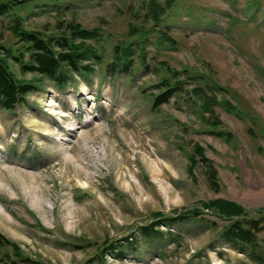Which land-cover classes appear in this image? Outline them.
Segmentation results:
<instances>
[{
	"label": "rangeland",
	"instance_id": "rangeland-1",
	"mask_svg": "<svg viewBox=\"0 0 264 264\" xmlns=\"http://www.w3.org/2000/svg\"><path fill=\"white\" fill-rule=\"evenodd\" d=\"M17 1L28 30L55 33L65 21L97 29L100 39L90 42L103 61L62 92L44 80L24 106L0 110V234L8 241L0 257L17 259L13 244L40 264H264L261 234L257 262L250 248L222 240L212 223L223 221L200 209L218 198L251 216L264 208V0H155L170 5L157 25L149 0ZM14 17L0 15L4 44L14 43ZM129 43L131 66L112 73L114 46ZM172 70L182 83L156 107V85ZM203 85L222 88L213 90L217 99L240 115L217 104L204 122L191 92ZM194 144L217 171L216 188L200 156L191 164ZM193 209L196 220L140 235L155 213L160 221ZM108 244L114 252L101 259Z\"/></svg>",
	"mask_w": 264,
	"mask_h": 264
},
{
	"label": "trees",
	"instance_id": "trees-1",
	"mask_svg": "<svg viewBox=\"0 0 264 264\" xmlns=\"http://www.w3.org/2000/svg\"><path fill=\"white\" fill-rule=\"evenodd\" d=\"M24 5L25 2L17 0H0V15L15 16L9 28L10 37L14 39V43L9 41L4 44L0 41V110L7 113L13 112L17 107L24 106L29 95L40 91L44 80L49 81L56 91L62 92L68 86L74 85L77 79H85L93 74L95 66H100L103 61L100 52L90 42L100 39V33L97 29H85L76 22L65 21L63 23L58 22L55 33L44 34L39 31L28 30L23 26L22 18L16 14ZM169 7L168 4L164 6L155 0H149L147 14L153 25L161 22L162 15ZM129 28L132 29L131 26ZM140 37L142 38L140 48L142 52L143 46L147 44L148 40L144 36ZM161 41L160 39L157 40L156 44L159 46ZM166 41L172 42V39L166 37ZM136 53L137 51L132 48L131 43L129 45H115L112 51L113 61L108 66L110 71L115 73L129 69L132 64V56ZM142 57L144 58L143 55ZM12 65L18 67L20 74L30 73L33 78L29 80L22 77L17 78L12 71ZM178 74V71L172 70L171 75L158 82L156 88H159L160 91L154 95V106L167 103L169 98L173 96L176 88L182 83L177 78ZM214 88L218 92L223 90L212 85H203L191 89L192 94L201 101L198 112L204 122L208 123L209 118H206L204 114L208 112L211 115L213 107L217 104L224 107L227 113H236V107L226 97L217 99L215 92H213ZM236 114L240 115V113ZM214 134L222 136L223 131L214 132ZM226 135L229 136L227 133ZM192 151L193 154L189 158L191 164L195 163L196 156H200L202 161L207 164L204 158V149L199 144H194ZM208 168L211 187L216 188L217 171L213 167L209 166ZM200 205L201 210H207L223 221V226L219 228L217 224L212 223L217 229L216 234L222 240L229 242V244L250 248L252 250L250 257L257 262H262L260 251H255V249L258 248L259 234L262 236L260 242L264 247V208L257 209L255 215L251 216L250 212L242 205L226 199H210L200 202ZM198 214L200 213L197 209H193L170 217H163L162 220L158 221L162 215L155 213L153 216L158 220L154 223L149 222L142 227L140 235L144 239L158 237L157 224L169 225L174 220L181 222L196 220ZM198 220L200 219L198 218ZM122 242L127 245L131 244L128 237L124 238ZM4 243H8V241L0 234V247ZM11 246L17 259L9 258L8 254H5L0 257V263L9 264L23 261L24 264H40L38 261L24 257L15 245L11 244ZM114 246L108 244L106 248H102L99 252L101 259L105 253L112 254ZM117 248H120V245H117ZM120 251L118 250L114 256H120Z\"/></svg>",
	"mask_w": 264,
	"mask_h": 264
},
{
	"label": "bare ground",
	"instance_id": "bare-ground-1",
	"mask_svg": "<svg viewBox=\"0 0 264 264\" xmlns=\"http://www.w3.org/2000/svg\"><path fill=\"white\" fill-rule=\"evenodd\" d=\"M153 172H154V173H153V175H154L155 177H158V175H159V174H158V173H156V171H155V170H154Z\"/></svg>",
	"mask_w": 264,
	"mask_h": 264
}]
</instances>
